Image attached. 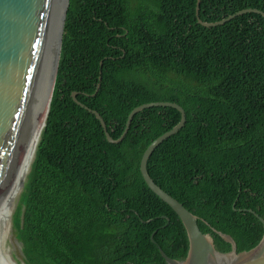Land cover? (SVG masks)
Listing matches in <instances>:
<instances>
[{
  "label": "trees",
  "instance_id": "16d2710c",
  "mask_svg": "<svg viewBox=\"0 0 264 264\" xmlns=\"http://www.w3.org/2000/svg\"><path fill=\"white\" fill-rule=\"evenodd\" d=\"M196 4L153 0L134 12L131 0H70L48 116L12 215L25 264H167L159 246L175 259L188 254L180 217L140 171L145 149L181 112L146 108L115 144L73 91L115 139L141 104L183 106L187 122L153 152L150 175L221 252L232 245L214 229L238 252L260 243L263 223L239 209L264 218V16L205 27ZM250 7L264 11V0H202L200 17Z\"/></svg>",
  "mask_w": 264,
  "mask_h": 264
},
{
  "label": "water",
  "instance_id": "95a60500",
  "mask_svg": "<svg viewBox=\"0 0 264 264\" xmlns=\"http://www.w3.org/2000/svg\"><path fill=\"white\" fill-rule=\"evenodd\" d=\"M201 2L197 0L196 15L198 23L205 27L223 25L247 13L264 16V11L250 7L219 21L208 22L200 17ZM69 4L70 0H0V264H16L18 240L12 215L35 157L46 100L49 99L50 103L52 100ZM101 84L100 75L93 95L97 94ZM78 94L77 91L72 92L73 100L97 117L107 140L115 144L124 140L134 116L146 108L172 107L181 112L180 122L148 145L140 163L144 181L180 217L189 238V250L184 259L170 257L159 246L167 264H264V234L257 246L238 252L232 236L214 229L232 245L231 251L221 252L213 236L201 230L199 217L159 186L150 175L148 161L153 152L161 143L177 134L187 122L183 106L171 101L141 104L130 112L123 134L115 139L108 131L102 115L82 103ZM233 207L237 210L235 204ZM239 210L254 213L264 226V218L253 209ZM167 219L170 220L169 217ZM155 233L151 236L153 241Z\"/></svg>",
  "mask_w": 264,
  "mask_h": 264
},
{
  "label": "rangeland",
  "instance_id": "374dc122",
  "mask_svg": "<svg viewBox=\"0 0 264 264\" xmlns=\"http://www.w3.org/2000/svg\"><path fill=\"white\" fill-rule=\"evenodd\" d=\"M153 0H141L139 4V0H131V7L134 9L139 6L134 10V12L139 11L140 9H144L147 4H152ZM23 250H22V243L18 241L17 243V248H16V264H25L23 262Z\"/></svg>",
  "mask_w": 264,
  "mask_h": 264
},
{
  "label": "bare ground",
  "instance_id": "6f19581e",
  "mask_svg": "<svg viewBox=\"0 0 264 264\" xmlns=\"http://www.w3.org/2000/svg\"><path fill=\"white\" fill-rule=\"evenodd\" d=\"M49 103H50V100L47 99L46 100V106H45V114H44V120H43L42 130H43L44 125H45V122H46V118H47V114H48V110H49ZM42 130H41V133H42ZM40 137H41V135H40Z\"/></svg>",
  "mask_w": 264,
  "mask_h": 264
}]
</instances>
